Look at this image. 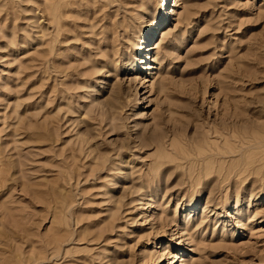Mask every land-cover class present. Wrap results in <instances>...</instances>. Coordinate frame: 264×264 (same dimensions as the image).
Instances as JSON below:
<instances>
[{
	"label": "rangeland",
	"instance_id": "obj_1",
	"mask_svg": "<svg viewBox=\"0 0 264 264\" xmlns=\"http://www.w3.org/2000/svg\"><path fill=\"white\" fill-rule=\"evenodd\" d=\"M161 4L0 0V264H264V0Z\"/></svg>",
	"mask_w": 264,
	"mask_h": 264
},
{
	"label": "bare ground",
	"instance_id": "obj_2",
	"mask_svg": "<svg viewBox=\"0 0 264 264\" xmlns=\"http://www.w3.org/2000/svg\"><path fill=\"white\" fill-rule=\"evenodd\" d=\"M172 2V0H170V3ZM166 3H167V0H162V4H161V7L162 6H166ZM166 13V12H165ZM145 21V20H144ZM170 21V20H169ZM147 43V42H146ZM152 45H150V46H146V48H144V45H142V46H140V48H139V50H138V52L139 51H149L148 49L151 47ZM148 48V49H147ZM143 61L144 60H142V63H143ZM140 62H141V60H140ZM136 65V64H135ZM136 96L138 97V94H136ZM137 97H135L134 96V99L135 98H137ZM126 177V176H125ZM125 179V178H124ZM127 179V178H126ZM208 197V196H207ZM158 236V235H157ZM165 252V251H164ZM164 253H162L161 255H163ZM171 254V253H170ZM160 255V254H159ZM163 257V256H162ZM161 256H160V258H162ZM176 257V255H174V258ZM173 258V259H174ZM173 259H172V262H173ZM159 261V260H158ZM170 264H172V263H170Z\"/></svg>",
	"mask_w": 264,
	"mask_h": 264
}]
</instances>
